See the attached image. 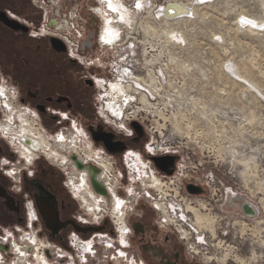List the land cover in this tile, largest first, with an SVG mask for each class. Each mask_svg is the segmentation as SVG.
<instances>
[{
  "label": "rangeland",
  "instance_id": "374dc122",
  "mask_svg": "<svg viewBox=\"0 0 264 264\" xmlns=\"http://www.w3.org/2000/svg\"><path fill=\"white\" fill-rule=\"evenodd\" d=\"M144 1L145 8L135 16L131 38L113 50L100 48L94 43V38L91 43L88 41L92 33L96 36L99 32V19L96 20L97 27H91L92 32L89 29L81 37L74 31L73 34L64 30L58 32L56 28L49 29L45 25L43 32L32 28L33 37L30 38L10 35L9 40L1 41L0 50H14L15 53L8 57L9 65L20 77L31 76L32 82L43 88V97L59 94L74 99L76 114L81 116L75 125L76 132L84 141L81 146L85 148L89 130L95 129L96 125H102L109 132L117 130L106 121L98 102L100 87L86 89L85 85L93 83V79L120 85L121 102L127 100V104L119 105L122 110L137 99L135 94L140 95L139 89L134 87L144 85L148 105L143 108L149 111L147 115L154 122H143V131L146 133L151 125L163 133L162 140L168 137L174 142L179 156L176 167L184 175L187 173L184 181L195 178L204 181L212 176L222 182V186H204L203 193L191 196L194 216L188 215L197 227L195 214L207 217L213 232L207 221H203L202 228L198 227L204 237L202 244H197L194 236L181 241L170 227H159L161 215L150 207L149 202L138 199V206L135 208L133 204L132 207L134 199L131 198H135L137 190L130 186L122 156L113 159L94 144L93 157L99 156L97 153H103V158L110 157L116 162L110 167L113 177L123 176L119 193L129 203L128 215L142 213L144 217L148 230L145 238L147 250H158L160 255L159 262H152L145 255V264L175 260L177 264H264V0H215L211 5L195 7L189 18L180 17L172 21L156 20L153 15L155 9L170 0ZM179 1L187 3V0ZM88 2L89 6L97 5L93 0ZM129 6L132 9V4ZM81 10L89 12L88 7ZM241 16L263 25L257 30L243 27L238 24ZM51 33L59 37L68 34L77 40L69 44V49L65 46V51L58 52L51 45ZM85 45L88 47L83 49ZM39 49L43 50V56L37 55ZM24 50L31 52L28 57L22 56ZM65 52L66 55L63 54ZM228 65H233L259 92L237 83L235 75L227 70ZM124 68L135 79L124 80L121 77V82L113 83ZM108 92L109 88L105 90V96ZM116 99L119 100L118 97ZM12 103L17 110L28 111L18 101ZM138 107L134 103L131 109L134 111ZM29 110V119L38 123L36 128L39 130L41 123L35 118L34 111ZM130 112L129 109L127 113ZM52 125L56 124L43 120V130L37 132L44 138L43 142L48 140L51 144L61 134L59 130L54 132ZM120 139L127 138L120 135ZM149 139L145 136L139 144L126 140V145L142 152ZM2 140L9 142L5 138ZM52 162L55 168L63 171L67 186L71 176L69 165L61 167L59 163ZM176 174L179 175L180 171L176 170ZM67 189L71 193L69 186ZM245 204L254 208L248 214L250 217L243 209ZM163 248L172 254L167 257ZM100 249L97 254L101 257L97 256L91 264H128L125 258L118 263L116 259L104 258L117 256L116 252L122 250L117 243L110 251ZM127 257H131L129 252Z\"/></svg>",
  "mask_w": 264,
  "mask_h": 264
},
{
  "label": "flooded vegetation",
  "instance_id": "af4514ba",
  "mask_svg": "<svg viewBox=\"0 0 264 264\" xmlns=\"http://www.w3.org/2000/svg\"><path fill=\"white\" fill-rule=\"evenodd\" d=\"M95 2L97 3L95 14L100 16L103 24L100 34L101 42L107 44L103 42L102 37L106 28L117 31L114 17L119 15V12L114 13L109 10V0H95ZM111 2L119 8L120 0H111ZM90 6L88 0H0V45L1 41L9 40L10 35L33 37L32 28L43 32V26L46 25L49 29L56 28L58 32L65 30L62 25L76 24L82 17L87 18L88 13L83 12L81 8L88 7L90 9ZM122 9L127 11L124 7ZM109 20L111 21L110 25L106 24V21ZM11 26L18 29H13ZM67 31L69 30L67 29ZM49 35L50 38L61 39L54 33ZM14 53V50L9 52L0 50V88L4 89L6 86L12 91L10 93L8 90V93L4 90L3 96H0V108L3 106L7 110L4 114L0 112V119L3 120L4 115V120L0 122V264H49L42 256L52 258L55 257L56 249L70 250V244L74 242V238L82 241L93 239L92 245L100 251L105 240H98L97 236L107 235L108 238L114 239L116 235L112 221L108 217L91 220L93 217L91 213L100 212L104 207L99 202V198L95 197L89 179L92 177L95 182L102 184L104 189L106 187L112 191L113 187L110 184L112 181L108 174V166L102 163L103 173L99 177L98 173L92 169V162L97 160L92 155L91 146L97 144L107 151L102 142L93 141L92 134H110L113 136L111 143L120 145H122V139L106 131L102 125H96L95 129L89 130L90 137H87V147L81 146L84 141L76 132L75 126L81 116L76 114L74 99L69 95L59 94L43 97V88L34 84L31 76L20 77L15 73L12 65H9L10 58L8 57ZM30 53L28 50H24L21 54L23 57H28ZM37 55L43 56V50L39 49ZM85 86L86 89H89L93 87V84L87 83ZM12 95L14 96L13 100L11 99ZM12 101L14 103L18 101L28 111L12 107L9 103L13 104ZM30 108L34 111L37 121L41 123L39 130H43V120L46 119L56 124L51 126L55 129L54 132L59 130L61 134L65 133L66 135L57 138L51 144L48 140L43 142L44 138L37 133L39 131L36 128L38 123L29 119ZM28 131L34 133L38 140H32ZM3 136L9 140L8 143L1 139L4 138ZM21 139L27 140L32 148L25 145ZM122 148L112 154H120L124 151V145ZM54 151L64 157L63 161H57L61 167L69 165L71 176L67 186L63 171L55 168L53 160L49 162L51 159L46 155L47 152ZM118 157L120 155L115 158ZM73 159L83 169L79 170ZM68 186L71 193L67 189ZM117 204L118 201H114L113 207L110 208L115 214H118L119 209L124 208L121 207V204L117 207ZM133 204L135 208L138 206L137 201L132 203V207ZM139 204L143 203L139 202ZM38 205L47 211L46 216L50 217L51 230L46 227ZM125 212V222L131 229V235L127 238L120 237L125 242L124 245H121L123 249L121 252L124 253L125 250L127 253L122 256L119 252V257L115 258L116 262L125 258L128 264H145V255H148L152 262H159L158 250L156 252L147 250L149 247H146L148 241L145 238L148 230L142 213L128 215V207L125 208ZM76 228H99L100 231L82 232ZM43 241L50 246L48 251L44 250L46 245L43 244ZM166 241L169 243V237L166 238ZM86 249H89V246ZM163 249L167 257L172 254L166 248ZM128 252L131 256L130 260L127 257ZM97 256L101 257L100 254H97L90 258L88 264L95 262ZM160 262L164 263V260ZM170 263L177 264L178 261L164 264ZM110 264L113 263L110 262Z\"/></svg>",
  "mask_w": 264,
  "mask_h": 264
},
{
  "label": "built area",
  "instance_id": "2783aa9c",
  "mask_svg": "<svg viewBox=\"0 0 264 264\" xmlns=\"http://www.w3.org/2000/svg\"><path fill=\"white\" fill-rule=\"evenodd\" d=\"M95 2V0H93ZM134 1V2H133ZM139 0H120L121 6H123L126 9H130L132 4V11L135 10L137 13H141L143 9L145 8V1L143 3V7L140 8L137 6ZM190 0H187V4L189 6H192L193 9L195 7H205L208 5H211L215 0H198L199 3L195 4L196 1L192 0V2H188ZM133 2V3H132ZM180 3H183L179 0H170L166 2L164 5L159 7L158 9L154 10V18L156 20L158 19H164L166 21H172L176 20L178 18H189L192 16V13L190 11H187V13L181 14L178 17L172 18V19H166L161 17V9L162 7H167L168 5H180ZM183 4H186L183 3ZM96 5L93 7H90L88 12V17L84 18L82 17L80 19V22H76V24H69V25H62L65 27L64 31L69 30V32H76V35H79L81 37V34L86 35L87 32H89V29L97 27V21L100 23V29L99 32L96 34V36H93L89 38V43H91V39L94 38V43H96L97 46L100 48L113 50L114 48H117L120 46V44L126 43L129 38H131V34L133 32V27L135 22H133L130 26L123 25L121 26L120 35L119 38L116 39L112 44H103L101 42L100 34H101V28L103 26L102 19L98 14H95ZM186 12V11H185ZM136 13V14H137ZM99 17V18H98ZM238 24H241L243 27H247V24L242 21V19L239 20ZM67 28V29H66ZM92 32V30H91ZM124 34V36H123ZM63 36H60V41H62L63 45L66 46V48L69 49V44H71L74 40L72 39L68 34H62ZM124 40H123V37ZM79 41V40H78ZM88 44V43H87ZM179 44V43H178ZM177 44V45H178ZM88 46H84L83 49H86ZM92 48V45L90 46V49ZM78 49V47H77ZM122 70H127V73L131 76V72L124 68L121 69L119 72V76L116 78V82H121V74ZM131 80V79H129ZM93 87H100V94H97L98 102L100 101L102 110L104 113V117L106 118V121L108 123H111L109 125H112L115 129V132H111L115 137L120 138V135L127 138V141H132L135 144H139L140 141H142L145 136L150 137L148 142L144 145V151H136L134 148H128L126 145V140L122 139L121 144L124 145V151H122L120 154H112L107 152L106 150L103 151L109 154L113 159L116 156H122V163L124 168L126 169V176L128 178V181L130 182V186H133L134 189L137 190L135 198H131L133 201H137L140 199L141 201H144L146 203L149 202L150 207L158 214L161 215V220L159 221L158 225L159 227H170L179 237V239L182 241L189 240L191 237H195L197 244H202L204 237L200 235V230H198V227L195 225V223L192 221L191 216H193L192 213V195H199L200 193H203V187L204 186H210L213 185H219L222 186V182L220 180H215L212 176H210V179L206 177V180H197L195 178L194 180H186L183 178L187 177L182 173V170L176 167V162L179 160V156L176 155V150L174 146V142L170 140L168 137H165L166 140H162L163 133L160 131H157L156 129H153V127L150 125L149 129L146 131V133L143 131L141 124L143 122H154L151 121V116H148L147 113L149 111L144 110V106L148 105V98L146 96L147 90H144V85L139 87L136 85L134 88L139 89L140 95H134L135 98L133 102H131L128 106H126L122 112L119 111V114L121 113L120 117L117 118L116 115H114L110 110H107V104L109 101L105 97V90L109 88V85L111 82H106V80L101 79H93ZM129 81H127L128 83ZM126 83V82H125ZM126 83V84H127ZM132 85V84H131ZM6 88V86H5ZM4 88L5 91H7ZM8 92V91H7ZM129 95V94H128ZM143 96L144 101L141 102L139 99ZM10 97V96H8ZM105 97V98H103ZM132 97V96H130ZM133 97V98H134ZM97 101V98H96ZM10 105L13 107V104L9 102ZM136 104L139 107L135 108L133 111L131 109L132 104ZM131 110L130 113H127L128 110ZM115 110H118L115 108ZM6 108L1 106L0 112L3 114V112H6ZM4 116V115H3ZM157 117V116H156ZM4 119V117H3ZM159 119V117H157ZM118 123V126L116 125ZM136 123L140 127V134H138L134 128L132 127V124ZM123 125V127H121ZM118 131V132H117ZM151 135V136H150ZM5 136V135H4ZM3 136V137H4ZM64 136L63 134H60L57 138H62ZM5 138V137H4ZM2 138V139H4ZM56 138V139H57ZM93 144V143H92ZM121 145V146H122ZM93 148V145L91 146ZM151 149V151L149 150ZM103 153H97L96 160L92 162V169L97 170L98 177L103 173V167L102 163H104L106 166H108V174L111 177V185H112V191L108 190L105 187L106 195L97 194L95 191L93 193L95 194V197H98L99 202L104 207L102 211H97L95 214L91 213V215L97 220L101 217H108L112 221L113 228L115 230L116 238H108L107 235H99L97 238L98 240H105L103 250L110 251L115 248L116 243L121 247V236H125L127 238L129 235H131V229L126 225L125 217L126 212L125 208L128 207V201L124 199L120 195V189L121 182L123 180V176L119 174V178H114L111 174L110 167L116 163L114 160H110V157L103 158ZM173 157L174 163L172 167H169V171H171L170 174L160 171L156 168L154 165L152 158L155 157ZM176 170L180 171V174H176ZM202 181V182H201ZM157 183V184H156ZM192 185L195 188H198L200 190L199 194H191L187 190V186ZM92 187V186H91ZM131 196L132 191L128 192ZM133 195V194H132ZM114 201H120L121 207H124L122 210L119 209L118 214H115L112 212V208L114 205ZM108 204V205H107ZM110 204L112 207H110ZM159 209H162L163 211H159ZM174 209V210H173ZM123 211V212H122ZM246 213V212H245ZM247 216L249 213H246ZM181 215H183L184 219H181ZM126 230V231H125ZM93 240V239H92ZM82 241L80 239L74 238V242L70 244V250H62V249H56L55 257L48 258L46 256L44 257L46 262H49V264H88V261L90 258H93L97 255V249L92 245L91 241ZM127 241V240H126ZM37 244V243H36ZM43 244L46 245L44 248L45 251H48L50 249V246H48L45 241H43ZM195 247V244H193ZM89 246V249H86V247ZM190 246V245H189ZM123 250V249H122ZM121 251V250H120ZM116 252L117 256H104L105 259H109L110 261L115 260L116 257H119V252ZM74 259V260H73ZM76 262V263H75Z\"/></svg>",
  "mask_w": 264,
  "mask_h": 264
},
{
  "label": "bare ground",
  "instance_id": "6f19581e",
  "mask_svg": "<svg viewBox=\"0 0 264 264\" xmlns=\"http://www.w3.org/2000/svg\"><path fill=\"white\" fill-rule=\"evenodd\" d=\"M196 1V3L195 4H197V3H199L198 2V0H195ZM201 1H204V0H201ZM143 3H144V1H142V0H139L138 1V3H137V6L138 7H140V8H142L143 7ZM122 7L123 6H121L120 4H119V9H120V11H119V15H115V17H114V20H115V22H116V28H117V31L114 29V32H118L119 33V35H120V29H121V26H123V25H126V26H130L133 22H134V18H135V15H136V11L135 10H131V9H126L127 11H124V9H122ZM186 11V12H185ZM187 11H190V13H192L193 14V7L192 6H189L187 3L186 4H183V3H180V5H168L167 7H162V9H161V11H160V13H161V17H163V18H166V19H172V18H175V17H178V16H180L181 14H184V13H187ZM121 15H123L124 16V22H121V20H120V16ZM148 18V17H147ZM240 19H242V21L243 22H245V24H247V27L249 28V29H252V30H257V29H260V27L263 25V23H259V22H257V21H255V20H253V19H250V18H248V17H246V16H241L240 17ZM147 24V23H146ZM146 24H144V25H146ZM132 26V25H131ZM141 27V26H140ZM146 27V26H145ZM147 27H149V26H147ZM146 27V28H147ZM143 28V27H142ZM149 29V28H148ZM151 29V28H150ZM142 30V29H141ZM165 30V29H164ZM149 32V31H148ZM153 33H156V32H153ZM167 33V32H166ZM163 34V33H162ZM155 35V34H154ZM165 35V34H164ZM156 37V36H155ZM116 40V39H115ZM114 40V41H115ZM112 44V43H111ZM152 58L153 57H151V60H152ZM154 58H155V56H154ZM154 58H153V60H154ZM148 64V63H147ZM149 64H150V62H149ZM229 67V68H228ZM228 68V69H227ZM227 70L230 72V74L232 75V76H234L235 75V79L237 80V83H239V84H241V85H243V86H245L246 87V89H248V90H250V91H254L255 92V90H257L258 92H259V90H258V88L251 82V81H249L244 75H242L239 71H237V69L233 66V65H228L227 66ZM121 77L124 79V80H129V79H135V78H132L128 73L127 74H125V70H122V75H121ZM135 77V76H134ZM139 81V80H138ZM113 85H110L109 86V92L106 94L107 95V99H109V103L107 104V110H110L112 113H115V115L117 116V118H119L120 117V115H121V113L119 114V111H121L122 112V108L121 107H119V105L120 106H123V105H125V102H121V98H122V96H119L120 94H121V89H120V85L119 86H117V85H115L116 87H115V89L112 87ZM119 98V100H117L116 98ZM140 101L141 102H143L144 101V98H143V96H141L140 97ZM115 108H117L118 110H115ZM36 130V129H35ZM33 131V130H32ZM28 135L30 136V137H32L33 139L32 140H34V141H37L38 140V138L34 135V133H31L30 131H28ZM38 136V135H37ZM21 141L25 144V145H27V146H29V147H31L32 148V146H31V144L27 141V140H25V139H21ZM43 144V143H42ZM47 156H48V158L49 159H52L53 161H55V162H57V161H63L64 160V157L61 155V154H59V153H57V152H49L48 154H46ZM73 162H74V164L76 165V167L79 169V170H81V169H83L82 168V166L77 162V161H75L74 159H73ZM94 171V170H93ZM89 180H94L92 177L89 179ZM98 185H99V188L100 187H103L102 186V184H99V183H97ZM157 184V183H156ZM250 205H247V204H245L244 205V211L246 212V213H249L250 212V210L251 211H254V208L252 207H249ZM161 210V209H160ZM162 211V210H161ZM194 216V215H193ZM195 218H196V223H197V225H198V227H200V229L202 228V226H201V223L204 221H207V224H208V226H209V228H210V230L213 232V226H211V224L208 222V220L206 219V218H204V217H200L199 215H197V214H195ZM205 224V223H204ZM207 228V227H206ZM122 237H124V236H122Z\"/></svg>",
  "mask_w": 264,
  "mask_h": 264
},
{
  "label": "water",
  "instance_id": "95a60500",
  "mask_svg": "<svg viewBox=\"0 0 264 264\" xmlns=\"http://www.w3.org/2000/svg\"><path fill=\"white\" fill-rule=\"evenodd\" d=\"M13 29H18L17 27L11 26ZM51 45L53 47L54 50L58 51V52H63L65 51V46L63 45V43L61 41H59L56 38H51L50 39ZM132 127L134 128V130L140 134L141 130L138 124L133 123ZM112 135L110 134H92V139L94 142H102L105 146V148L107 149V151H109L110 153H114L116 151H120L122 148V146L119 143H111V139H112ZM152 161L154 163V165L156 166L157 169H159L162 172L168 173L170 174L171 171H169V167L173 166L174 163V158L173 157H155L152 158ZM95 172H97V170L93 169ZM90 184L92 186V189L97 193V194H101V195H106V191L104 189V187H100L97 184V182H95L94 180H90ZM187 190L191 193V194H199L200 190L198 188L193 187L192 185L187 186ZM38 210L40 212V215L42 216L46 227L51 230L50 226H49V221H50V217L46 216L47 211H45L44 207L42 208L40 205L37 206ZM79 231L82 232H86L88 231H100L99 228H87V229H81V228H76Z\"/></svg>",
  "mask_w": 264,
  "mask_h": 264
},
{
  "label": "snow or ice",
  "instance_id": "6c2138e0",
  "mask_svg": "<svg viewBox=\"0 0 264 264\" xmlns=\"http://www.w3.org/2000/svg\"><path fill=\"white\" fill-rule=\"evenodd\" d=\"M108 8H109L110 11H112L114 13L120 11V9L118 7H115L113 5V3L111 2V0H109ZM120 20H121V22H124V16L123 15L120 16ZM106 24L110 25L111 24V21L110 20L109 21H106ZM109 37H111V38H109ZM118 38H119V33L118 32H114L112 29L106 28L105 34L102 37V40H103L104 43L111 44V43L114 42L115 39H118ZM125 74H127V70H125ZM112 87L115 89L116 86L113 85ZM3 94H4V89L3 88H0V96H3ZM125 104H127V100H125ZM113 114L115 115V113H113ZM121 127H123V125H121ZM149 150L151 151V149H149ZM121 203L122 202L118 201L117 207H119ZM181 219H184L183 215H181ZM124 243L125 242L123 240H121V245H124ZM120 255L123 256L124 253L121 252Z\"/></svg>",
  "mask_w": 264,
  "mask_h": 264
}]
</instances>
